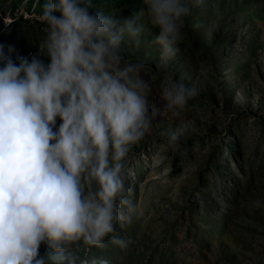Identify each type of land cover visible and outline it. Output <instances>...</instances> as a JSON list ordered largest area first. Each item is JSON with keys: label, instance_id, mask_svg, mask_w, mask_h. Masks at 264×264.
Segmentation results:
<instances>
[{"label": "clouds", "instance_id": "clouds-1", "mask_svg": "<svg viewBox=\"0 0 264 264\" xmlns=\"http://www.w3.org/2000/svg\"><path fill=\"white\" fill-rule=\"evenodd\" d=\"M143 4L141 13L117 18L93 10V0H44L38 51L47 63L14 61L12 46L6 54L0 44V264H110L74 249H104L106 239L127 246L115 226L134 211L130 148L163 110L183 109L196 93L165 74L163 104L149 101L143 65L126 59L124 46H139L146 13L166 66L190 9L186 0ZM182 132H171L168 144L176 146Z\"/></svg>", "mask_w": 264, "mask_h": 264}, {"label": "rangeland", "instance_id": "rangeland-1", "mask_svg": "<svg viewBox=\"0 0 264 264\" xmlns=\"http://www.w3.org/2000/svg\"><path fill=\"white\" fill-rule=\"evenodd\" d=\"M44 0H0V44L36 56L44 38ZM176 55L161 64L158 34L146 18L139 46L126 59L143 65L148 99L158 107L165 74L196 89L181 110H163L127 156L129 221L115 226L127 241L81 245V258L110 264H264V0H186ZM143 0H93L117 18L141 13ZM60 121L57 119L56 124ZM183 126L176 146L169 134ZM94 189V185L92 186ZM41 244L38 255H44Z\"/></svg>", "mask_w": 264, "mask_h": 264}]
</instances>
